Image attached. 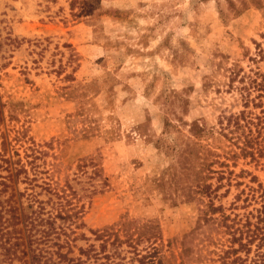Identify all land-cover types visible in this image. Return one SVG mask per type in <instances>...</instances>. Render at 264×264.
Wrapping results in <instances>:
<instances>
[{
	"label": "rangeland",
	"instance_id": "obj_1",
	"mask_svg": "<svg viewBox=\"0 0 264 264\" xmlns=\"http://www.w3.org/2000/svg\"><path fill=\"white\" fill-rule=\"evenodd\" d=\"M234 64L245 79L231 88ZM257 73L264 81V0H0V132L8 159L0 160V205L21 221L32 196L46 210L56 201L41 186L68 184L84 207L78 232L86 237L71 257L97 247L89 229L126 217L158 224L161 264H251L254 251L241 252L243 262L224 255L231 236L206 223L208 199L171 205L147 191L146 177L168 164L154 146L165 121L184 133L191 122L219 129L244 108L241 85ZM170 131L171 142L178 133ZM30 151L37 168L27 181L15 176L14 162ZM229 165L231 185L223 180L214 205L230 216L228 225L255 223L264 218V160ZM259 226L264 234V221ZM9 229L24 248L23 223ZM12 264L30 263L25 256Z\"/></svg>",
	"mask_w": 264,
	"mask_h": 264
},
{
	"label": "trees",
	"instance_id": "obj_2",
	"mask_svg": "<svg viewBox=\"0 0 264 264\" xmlns=\"http://www.w3.org/2000/svg\"><path fill=\"white\" fill-rule=\"evenodd\" d=\"M227 70L231 71L228 83L231 88L236 79L244 81L245 73L240 75L242 69L238 65L234 64ZM258 75L257 73L253 78H248V82L241 85L244 108L238 113L230 114L224 124L220 122L219 129H206L196 122H191L185 123L187 129L184 133L177 125L165 121L162 135L155 140L154 146L164 158L169 156L168 164L146 177L147 191L155 192L159 199L168 201L171 205L193 202L201 198L208 199L210 216L205 218L206 223H213L214 230L224 226L226 232L230 233L229 246L223 252L224 255H234L231 263L237 260L243 262L239 255L241 252L247 256L254 251L257 258H252L251 264H264V250L261 251L264 246V234L263 227L259 226V222H263L264 218L258 217L255 223L246 220L240 227L234 225V220L228 225L230 216L223 212L221 205L216 206L213 202L215 197H219L217 191L222 188L223 180L227 185H231L233 172L229 170L230 162L235 165L240 158H249L256 162L261 158L264 160V105L261 99L264 81L263 76L258 81ZM206 85L204 83V86ZM249 89L256 90V95L251 97ZM250 105L259 108L260 112L256 114L248 110ZM1 115L0 105V121ZM170 128L178 133L171 142L165 139L171 132ZM211 139H214V143ZM27 149L30 150L29 147ZM6 150V139L0 132V160L4 162H8L5 157ZM24 157L25 162H22L21 158L14 162L20 164L19 168L15 169V176L23 173L25 180L31 181L29 170L36 173L37 155L30 151L25 153ZM26 165L30 166L29 169ZM97 172L94 170L95 175ZM33 178H36V174ZM41 188L56 199L52 202L50 210H46L43 202L32 196V203L28 206L31 209L20 221L16 214L12 213V207L7 210L0 205V248L4 251L0 262L7 260L12 264L13 260H23L25 256H28L30 264H129L130 261L136 264H161L166 260V256L160 251L162 246L158 224L154 220L136 223L126 217H121L118 222L100 229H89L94 240L98 241L97 247L94 244L88 245L87 248L79 247V256L71 257L75 241L86 239L83 232H78L84 207L75 202L74 191L68 184L58 190L50 188L49 185ZM33 202L37 203L34 209ZM7 211L9 216L4 218ZM20 222L27 230L25 247L22 249H18L22 245V237L15 234L16 229H9ZM123 247L127 248L124 254ZM252 247L255 249L252 250ZM64 248L66 250L62 251ZM17 251L21 255H18ZM127 253L128 260L124 262ZM81 256H84V259Z\"/></svg>",
	"mask_w": 264,
	"mask_h": 264
}]
</instances>
